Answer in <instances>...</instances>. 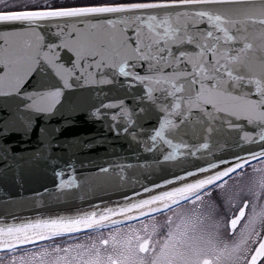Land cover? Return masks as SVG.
I'll list each match as a JSON object with an SVG mask.
<instances>
[{
	"label": "snow or ice",
	"instance_id": "obj_1",
	"mask_svg": "<svg viewBox=\"0 0 264 264\" xmlns=\"http://www.w3.org/2000/svg\"><path fill=\"white\" fill-rule=\"evenodd\" d=\"M0 26V97L21 101L0 116L5 154L66 91L119 85L132 105L101 101L88 117L156 167L180 166L157 181L151 163L115 165L122 182L131 167L147 182L0 221V264H264V0H0ZM190 158L205 162L183 166ZM67 167L55 171L57 203L85 184Z\"/></svg>",
	"mask_w": 264,
	"mask_h": 264
},
{
	"label": "water",
	"instance_id": "obj_2",
	"mask_svg": "<svg viewBox=\"0 0 264 264\" xmlns=\"http://www.w3.org/2000/svg\"><path fill=\"white\" fill-rule=\"evenodd\" d=\"M118 99H125L132 105L126 90L119 85L102 90L66 91L62 106H58L55 115L34 117L30 139L20 134L9 137L8 153L0 150V221L13 223L38 214L67 213L76 207L87 208L89 202H99L101 197L106 201L119 200L121 192L131 195L135 181L147 182L148 171L138 167L126 168L123 171L126 180L122 182L120 169L115 165L151 163V178L157 181L161 176L179 170L180 166L171 163L156 167L153 154L143 152L130 138L115 136L108 130L105 120L88 117L87 113L94 106L98 107L101 101L107 103ZM20 104L18 98L0 97V116L14 113ZM42 127L44 133L41 132ZM49 137H56L51 149L47 145ZM223 155L230 157L231 152L226 150ZM204 162L190 158L183 166ZM68 165L73 166L74 174L85 184L79 192L68 193L61 197L63 202L57 203L55 171L63 169L67 173ZM100 167L111 168V171L100 174ZM45 189L49 190L48 193ZM37 193L43 194L42 198Z\"/></svg>",
	"mask_w": 264,
	"mask_h": 264
},
{
	"label": "trees",
	"instance_id": "obj_3",
	"mask_svg": "<svg viewBox=\"0 0 264 264\" xmlns=\"http://www.w3.org/2000/svg\"><path fill=\"white\" fill-rule=\"evenodd\" d=\"M91 2H96V0H53V3L57 5H67V6L80 5Z\"/></svg>",
	"mask_w": 264,
	"mask_h": 264
}]
</instances>
